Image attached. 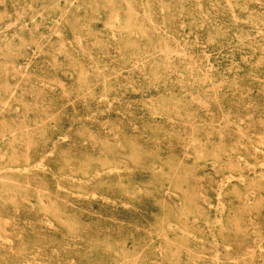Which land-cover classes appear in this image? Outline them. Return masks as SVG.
I'll return each mask as SVG.
<instances>
[{"label": "rangeland", "instance_id": "1", "mask_svg": "<svg viewBox=\"0 0 264 264\" xmlns=\"http://www.w3.org/2000/svg\"><path fill=\"white\" fill-rule=\"evenodd\" d=\"M0 264H264V0H0Z\"/></svg>", "mask_w": 264, "mask_h": 264}]
</instances>
